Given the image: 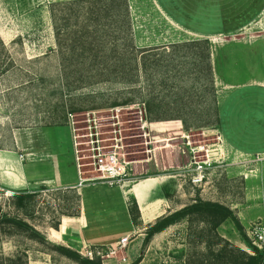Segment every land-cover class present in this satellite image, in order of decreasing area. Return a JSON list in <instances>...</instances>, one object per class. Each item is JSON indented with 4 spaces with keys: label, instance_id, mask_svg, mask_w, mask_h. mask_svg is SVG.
<instances>
[{
    "label": "rangeland",
    "instance_id": "374dc122",
    "mask_svg": "<svg viewBox=\"0 0 264 264\" xmlns=\"http://www.w3.org/2000/svg\"><path fill=\"white\" fill-rule=\"evenodd\" d=\"M54 1L60 0H0V147L13 146L15 133L68 125L70 128H60L59 136L71 143L74 128L81 142L78 147L83 149L80 161L87 162L89 114L99 119V135L109 137L110 111L119 108L125 150L132 158L128 144L130 140L140 143L143 138L140 126L142 120L147 121L142 114L146 102L153 103L161 120L183 119L191 141L206 139L203 131L217 132L218 127L217 93L207 51L199 45L173 47L171 43L207 38L213 44L264 33V0H127L126 10L115 0L119 9L113 16L98 20L71 17L65 21L58 5L52 19ZM96 24L103 31H94ZM82 33L85 44L80 49L72 41ZM105 65L106 70H102ZM186 160L177 159L171 166L160 163L159 168L152 162L153 170L148 169V174L168 175L162 194L173 209L196 197L216 200L230 208L243 202L245 178L239 174L241 165L215 169L212 181L202 188L190 184L180 173ZM252 163L247 168L259 165ZM82 169L84 177L95 174L90 166ZM134 171L137 180L141 172ZM14 192L0 189V208L25 218L46 240L40 242L16 231L2 234L0 254L24 252L28 264H44L50 258L53 264H70L54 249L57 243L48 240L46 233L49 227H57L62 215L78 212V193L70 188L36 185L27 190L33 193V199L26 211L15 207ZM233 211L237 216L235 208ZM259 220L243 226L246 235ZM200 227L194 224L189 228L185 219L180 220L142 243L140 255L147 253L146 260L149 257L154 264H184L187 253L203 247ZM218 233L252 252L231 219L220 224ZM126 248L117 247L118 254Z\"/></svg>",
    "mask_w": 264,
    "mask_h": 264
},
{
    "label": "crops",
    "instance_id": "0c3cea01",
    "mask_svg": "<svg viewBox=\"0 0 264 264\" xmlns=\"http://www.w3.org/2000/svg\"><path fill=\"white\" fill-rule=\"evenodd\" d=\"M209 52L217 93L216 131L223 138L222 148L231 157L264 151V33L210 43ZM143 123L147 145L143 138L140 143L130 140L128 144L132 165L137 173L141 172L128 188L83 180L76 166L73 139L68 143L58 133L61 127L70 126L54 125L43 130L33 128L22 135L15 133L13 146L0 147V189L14 192L40 184L74 189L79 195L78 212L62 215L56 228L49 227L48 240L79 252L85 246L108 250L121 237H127L125 252L118 254L117 250L101 261L102 264H131L140 255L145 230L158 216L178 209H173L162 194L168 175L148 174V169L153 163L156 168L160 163L171 166L177 159L184 161L186 157L174 145L187 134L180 120ZM139 145L141 148L136 147ZM240 169L239 174L245 178L243 202L232 208L244 227L255 219L264 223V162L257 166L255 173ZM132 202L138 209L136 221L130 214ZM146 255L136 264L155 263L149 257L146 260ZM61 258L70 264H79L65 256ZM51 259L44 264H53Z\"/></svg>",
    "mask_w": 264,
    "mask_h": 264
},
{
    "label": "trees",
    "instance_id": "16d2710c",
    "mask_svg": "<svg viewBox=\"0 0 264 264\" xmlns=\"http://www.w3.org/2000/svg\"><path fill=\"white\" fill-rule=\"evenodd\" d=\"M112 1V2H109ZM115 0H60L51 3L50 13L52 19L55 17V6H60L57 10L62 13L61 20L82 18V19H99L103 16H113L115 10L119 9V6L114 3ZM121 5H125L127 9V0H119ZM118 11V10H117ZM66 25V23H65ZM95 26H98L96 24ZM56 30L59 31L58 28ZM102 29L95 27L94 31ZM59 33V32H58ZM81 33V32H80ZM84 33L79 35L78 38L72 41V45L82 49V44H85ZM173 47H181L185 45L203 46L207 51L206 57L209 61L210 70V56H209V42L207 38L191 39L178 43H171ZM63 47V45L61 46ZM138 49V48H137ZM102 70H106V65ZM104 72V71H102ZM212 72V71H211ZM145 117L147 121H160L161 116L153 107V103L146 102ZM155 111H154V109ZM171 119V118H170ZM181 119V118H179ZM184 130L189 128L184 123ZM218 116L217 122L218 123ZM33 193H28L27 190H17L13 193L14 205L18 209L26 210L33 199ZM77 213V212H76ZM74 213V214H76ZM130 214L134 221L138 217V209L134 202L130 203ZM185 219L188 222V227L191 228L194 224L201 226L199 229V241L203 247L199 251H193L187 253L184 264H264V245L259 248L252 244L243 230V226L240 223L238 217L235 215L232 208L216 201L203 199L200 197L194 198L191 202L184 206L162 214L158 216L154 223L151 224L145 231V238L143 245L148 243L151 236L166 227ZM226 219H231L238 230L243 241L249 246L252 252H248L240 247L234 245L226 238L218 233V227ZM201 225H200V224ZM58 224V223H57ZM56 226V225H55ZM23 232L28 238L34 239L40 242L46 240L44 235L29 221L19 215H11L10 213L3 211L0 208V235L11 232ZM54 249L59 254L76 261L79 264H102L100 257L87 258L82 256L78 251L73 250L61 244L54 245ZM141 259V255L131 264H136ZM0 264H28L26 253H16L9 256L0 254Z\"/></svg>",
    "mask_w": 264,
    "mask_h": 264
},
{
    "label": "built area",
    "instance_id": "2783aa9c",
    "mask_svg": "<svg viewBox=\"0 0 264 264\" xmlns=\"http://www.w3.org/2000/svg\"><path fill=\"white\" fill-rule=\"evenodd\" d=\"M119 108L111 109L109 116L110 125L109 132L112 134L109 137H101L100 131L97 129L99 119L93 116V113L89 114L87 122L88 127V147L86 150L88 153L85 155L89 160L87 162H81L80 158L83 157L79 154L81 149V142L77 140L78 135L72 128V138L76 158V166L79 174L83 173L82 167L87 165L95 172L94 175L85 176V181H99L108 185H126L136 181V175L134 167L132 165L133 160L127 157L125 150L124 135L121 134L120 121H119ZM145 115V111L142 112ZM93 125V126H92ZM141 129L144 130V123L142 121ZM97 129V130H96ZM74 131V132H73ZM203 136L208 137L206 139H199L195 142L191 141L189 134L181 136V142L174 144L178 147L179 151L186 155V162L180 166L181 174L185 176L190 184L204 188L209 184L211 180V173L215 169H227L232 164L241 165L240 168L244 169V172L255 173L257 168H247V165L252 162L259 163L264 160V152L258 155H245L240 154L230 156L224 146L223 138L218 132L206 133L203 131ZM142 136L144 143L147 145L146 140L147 133L143 131ZM210 137V138H209ZM110 141V142H107ZM247 235L250 238L252 244L261 248L264 245V223L257 221L253 223ZM127 243V237H121L113 246H110L108 250L92 249L85 246L79 251V253L87 258H93L99 256L100 258L108 257L114 254L117 247L125 246Z\"/></svg>",
    "mask_w": 264,
    "mask_h": 264
},
{
    "label": "bare ground",
    "instance_id": "6f19581e",
    "mask_svg": "<svg viewBox=\"0 0 264 264\" xmlns=\"http://www.w3.org/2000/svg\"><path fill=\"white\" fill-rule=\"evenodd\" d=\"M144 125H146V124L144 123Z\"/></svg>",
    "mask_w": 264,
    "mask_h": 264
}]
</instances>
